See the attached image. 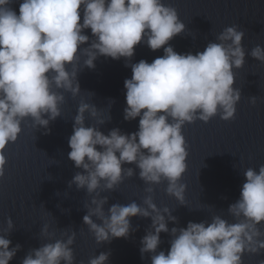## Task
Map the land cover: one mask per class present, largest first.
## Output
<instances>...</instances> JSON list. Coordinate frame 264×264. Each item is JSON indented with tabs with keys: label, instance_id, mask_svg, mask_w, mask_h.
Instances as JSON below:
<instances>
[{
	"label": "water",
	"instance_id": "obj_1",
	"mask_svg": "<svg viewBox=\"0 0 264 264\" xmlns=\"http://www.w3.org/2000/svg\"><path fill=\"white\" fill-rule=\"evenodd\" d=\"M0 264H264V0H0Z\"/></svg>",
	"mask_w": 264,
	"mask_h": 264
}]
</instances>
